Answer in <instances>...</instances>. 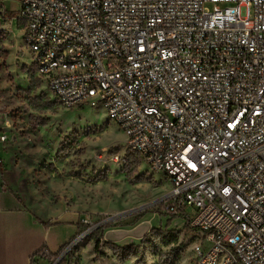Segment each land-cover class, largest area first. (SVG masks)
<instances>
[{
    "label": "built area",
    "instance_id": "obj_1",
    "mask_svg": "<svg viewBox=\"0 0 264 264\" xmlns=\"http://www.w3.org/2000/svg\"><path fill=\"white\" fill-rule=\"evenodd\" d=\"M18 1L55 100L101 105L163 174L148 208L187 219L195 264H264V0ZM110 219L80 215V232L30 264H65Z\"/></svg>",
    "mask_w": 264,
    "mask_h": 264
},
{
    "label": "rangeland",
    "instance_id": "obj_2",
    "mask_svg": "<svg viewBox=\"0 0 264 264\" xmlns=\"http://www.w3.org/2000/svg\"><path fill=\"white\" fill-rule=\"evenodd\" d=\"M23 37L20 21L12 31H0V75L10 79L16 97L27 104L8 116L31 120L34 133L47 134V141L37 142L46 151L43 162L41 152L35 157L47 171L55 203L93 220L111 218L99 228L101 236L95 232L77 245L68 259L71 264H195L192 249L199 238L185 226L187 219L176 217L184 222L175 227L172 217L148 208L169 190L163 174L151 171L126 147L124 133L101 105H60L37 73ZM72 233L70 226L56 225L49 240L60 245Z\"/></svg>",
    "mask_w": 264,
    "mask_h": 264
},
{
    "label": "crops",
    "instance_id": "obj_3",
    "mask_svg": "<svg viewBox=\"0 0 264 264\" xmlns=\"http://www.w3.org/2000/svg\"><path fill=\"white\" fill-rule=\"evenodd\" d=\"M18 10V0H0V31L10 32L18 25ZM12 88L10 79L0 75V132L7 137L0 143V264H30L39 249L45 246L57 252L82 226L78 214L54 202L47 171L36 161L37 151L43 154L42 162L46 156L44 146L37 142L47 141V134L34 133L31 120L8 116L13 109L27 108ZM150 219L159 224L158 219ZM180 219H174L172 225L177 227ZM56 225L73 230L60 245L49 240V230Z\"/></svg>",
    "mask_w": 264,
    "mask_h": 264
},
{
    "label": "trees",
    "instance_id": "obj_4",
    "mask_svg": "<svg viewBox=\"0 0 264 264\" xmlns=\"http://www.w3.org/2000/svg\"><path fill=\"white\" fill-rule=\"evenodd\" d=\"M172 219H176V217H172ZM167 225H169V224H167ZM185 226H188V222L185 223ZM111 247H116V246H111ZM99 249H100V243H99V241H96L95 245H94V251L98 252ZM66 262H67L66 264H71L70 260H68Z\"/></svg>",
    "mask_w": 264,
    "mask_h": 264
}]
</instances>
